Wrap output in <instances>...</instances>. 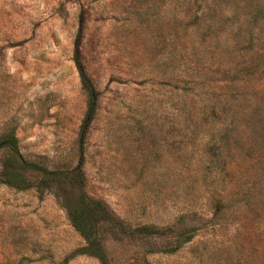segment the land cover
Instances as JSON below:
<instances>
[{
	"label": "rangeland",
	"instance_id": "obj_1",
	"mask_svg": "<svg viewBox=\"0 0 264 264\" xmlns=\"http://www.w3.org/2000/svg\"><path fill=\"white\" fill-rule=\"evenodd\" d=\"M80 20L84 189L127 235L80 253L66 184L0 180V264H264V0H0V142L48 171L79 162Z\"/></svg>",
	"mask_w": 264,
	"mask_h": 264
},
{
	"label": "trees",
	"instance_id": "obj_2",
	"mask_svg": "<svg viewBox=\"0 0 264 264\" xmlns=\"http://www.w3.org/2000/svg\"><path fill=\"white\" fill-rule=\"evenodd\" d=\"M83 20H80V28L74 43V63L78 70L83 90L87 95V107L85 115L82 119L80 130L78 133L79 162L69 171H48L42 166L27 162L20 154L17 147V140L14 136L7 135L0 142L2 147L6 149V155L0 172V180L8 185L19 189H25L31 185L39 188H52L54 185L66 184L73 196L71 201L64 195H59L66 209L67 215L72 226L84 238L85 245L78 251L83 254L91 255L98 258L102 262H106V254L104 250L103 236L99 229L103 225H108L113 231L124 233L127 235L126 225L119 222L108 209L107 205L99 199L90 197L84 187L83 178V160L85 152V140L89 126L93 120L98 93L92 83L91 78L87 74L82 62L80 50V38L82 34ZM27 172L40 173L37 181L31 182L26 178ZM133 232L139 233L141 236H156L158 230L152 226H139L133 228ZM179 241L177 246L190 239L191 234H178ZM172 250V249H171ZM170 248L164 251L170 252Z\"/></svg>",
	"mask_w": 264,
	"mask_h": 264
}]
</instances>
